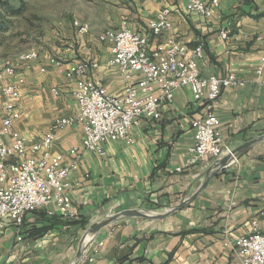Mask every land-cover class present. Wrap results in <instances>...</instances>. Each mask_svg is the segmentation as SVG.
I'll list each match as a JSON object with an SVG mask.
<instances>
[{
    "label": "crops",
    "instance_id": "obj_1",
    "mask_svg": "<svg viewBox=\"0 0 264 264\" xmlns=\"http://www.w3.org/2000/svg\"><path fill=\"white\" fill-rule=\"evenodd\" d=\"M186 1L79 0L55 28L60 31L53 30L44 45L37 46L39 58L18 67L24 81L19 84L15 129L30 142H39L54 118L75 113L74 84L64 68L81 59L97 61L90 75L110 93L123 94V76L107 64L110 43L98 35L124 24L149 34L148 21L168 7L172 27L150 37V48L163 45L169 36L189 48L201 42L198 64L203 75L235 72L244 80L224 88L215 105L224 142L234 149L264 135V68L260 75L255 72L264 54V0H219L208 17L188 11ZM74 19L88 22V33H79ZM225 27L231 29L227 39L220 35ZM50 57L60 59L62 67ZM9 61L0 57L2 65ZM202 110L190 88L181 87L173 102L162 106L160 119H143L133 127V143L107 141L105 155L82 149L78 168L69 175L76 218L67 219L55 208L52 215L43 209L28 213L21 226L6 217L0 227V264H71L84 236L87 243L77 264H239L225 240L252 232L253 220L264 231V139L242 149L237 162L230 159L209 174L224 156L170 172L189 157L194 143L190 121ZM83 135L79 123L58 130L50 150L67 160ZM192 196L184 207L168 211ZM130 209L153 216H120L91 229L99 220Z\"/></svg>",
    "mask_w": 264,
    "mask_h": 264
},
{
    "label": "built area",
    "instance_id": "obj_2",
    "mask_svg": "<svg viewBox=\"0 0 264 264\" xmlns=\"http://www.w3.org/2000/svg\"><path fill=\"white\" fill-rule=\"evenodd\" d=\"M219 4V0H187L186 8L208 17ZM170 12L163 7L148 21L149 34H141L124 24L108 28L112 30V38L98 36L100 41L110 43L107 64L117 67L123 76L126 82L123 94L110 93L90 75L99 65L95 60L81 59L65 67L67 78L74 84L76 111L54 118L39 142H30L14 127L20 117L16 103L20 97L19 84L24 81L18 76V67L39 58L38 50L28 49L17 54V60L0 65V227L6 217L21 226L25 216L37 209L52 215L55 208L67 219L76 218L69 175L78 168L81 150L105 155L107 141L133 143V127L143 119H160L162 106L172 103L175 91L181 87L190 88L192 100L202 103L203 110L190 121L194 143L189 148V157L170 172L190 170L202 160H217L225 155H231V162L238 161L233 148L221 136L215 105L224 88L242 85L244 80L235 72L203 75L198 64L203 55L201 42L189 48L169 36L163 45L150 48V37L156 38L171 29ZM73 25L79 33H88L87 22L74 19ZM230 32L225 27L220 35L227 39ZM49 61L58 67L63 65L56 57H50ZM263 68L264 54L256 74H262ZM51 90L59 94L58 88ZM76 123L83 128V140L70 148L69 158L64 160L63 154L51 152V143L58 130ZM29 151L40 154L29 155ZM252 223V232L230 235L225 240V244L233 246L239 264H264V231L258 228L256 220Z\"/></svg>",
    "mask_w": 264,
    "mask_h": 264
},
{
    "label": "rangeland",
    "instance_id": "obj_3",
    "mask_svg": "<svg viewBox=\"0 0 264 264\" xmlns=\"http://www.w3.org/2000/svg\"><path fill=\"white\" fill-rule=\"evenodd\" d=\"M22 9L9 17L7 28L0 29V57L11 62L23 50L44 45V37L60 31L55 29L69 15L79 0H21ZM16 5L19 0L13 1ZM19 6V5H18ZM3 18L8 15L1 10Z\"/></svg>",
    "mask_w": 264,
    "mask_h": 264
},
{
    "label": "water",
    "instance_id": "obj_4",
    "mask_svg": "<svg viewBox=\"0 0 264 264\" xmlns=\"http://www.w3.org/2000/svg\"><path fill=\"white\" fill-rule=\"evenodd\" d=\"M262 139H264V135L259 136V137L255 138V139H253V140H250V141H248V142L242 144L239 148H234V149H233V153H234L236 156H238L239 152H240L242 149H244V148L248 147L249 145H251V144H253V143H255V142L259 141V140H262ZM230 159H231V155H226V156H224L223 158L217 160V161L213 164V166L210 168V170H208V174H209V172H210L214 167L218 170V169L221 168L222 166H225V165L228 163V161H229ZM207 177H208V175H207ZM205 181H206V180H205ZM205 181H204V183L199 187V190H198V191H200V190L202 189V187L205 185V183H206ZM195 196H196V194H195ZM195 196H192V197H190V198H187V199L182 200L180 203H178L177 205L173 206V207L170 208V210H168V211H175V210H177V209H180V208L184 207L187 203H189L191 200H193V198H194ZM166 213H167V212H166ZM164 215H166V214H164ZM120 216H144V217H150V216H153V214H151V213H149V212H143V211H141V210H137V209L123 210L122 212H119V213H117V214H113V215L107 216V217H105V218L99 220L98 222H96V224H94V225L92 226L91 229H93V230H97V229H99L100 227H102V226H104V225L110 223L111 221H113L114 219H116L117 217H120ZM85 241H86V237L84 236L83 239H82V241H81V243H80L79 249H78V251H77L76 260L73 261L71 264H77L78 261L80 260V258H81V256H82L83 249L85 248L86 243H87V242H85ZM84 242H85V244H84Z\"/></svg>",
    "mask_w": 264,
    "mask_h": 264
},
{
    "label": "trees",
    "instance_id": "obj_5",
    "mask_svg": "<svg viewBox=\"0 0 264 264\" xmlns=\"http://www.w3.org/2000/svg\"><path fill=\"white\" fill-rule=\"evenodd\" d=\"M13 1L15 0H0V29H5L9 23V17L16 15L22 9V1L19 0V4H15ZM19 5V6H18ZM1 10L8 15L7 17L3 18Z\"/></svg>",
    "mask_w": 264,
    "mask_h": 264
},
{
    "label": "bare ground",
    "instance_id": "obj_6",
    "mask_svg": "<svg viewBox=\"0 0 264 264\" xmlns=\"http://www.w3.org/2000/svg\"><path fill=\"white\" fill-rule=\"evenodd\" d=\"M89 31V23L87 22V32ZM98 36L104 37V38H112V30L110 29H105L102 31ZM2 65V64H0Z\"/></svg>",
    "mask_w": 264,
    "mask_h": 264
}]
</instances>
